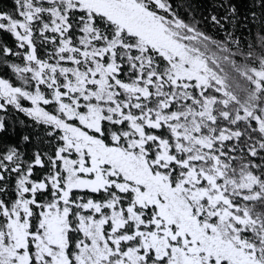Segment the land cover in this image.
Instances as JSON below:
<instances>
[{
  "label": "snow or ice",
  "instance_id": "6c2138e0",
  "mask_svg": "<svg viewBox=\"0 0 264 264\" xmlns=\"http://www.w3.org/2000/svg\"><path fill=\"white\" fill-rule=\"evenodd\" d=\"M0 264H264V0L0 7Z\"/></svg>",
  "mask_w": 264,
  "mask_h": 264
},
{
  "label": "trees",
  "instance_id": "16d2710c",
  "mask_svg": "<svg viewBox=\"0 0 264 264\" xmlns=\"http://www.w3.org/2000/svg\"><path fill=\"white\" fill-rule=\"evenodd\" d=\"M5 4L10 6L11 5V0H2V2H0V7L4 6Z\"/></svg>",
  "mask_w": 264,
  "mask_h": 264
}]
</instances>
